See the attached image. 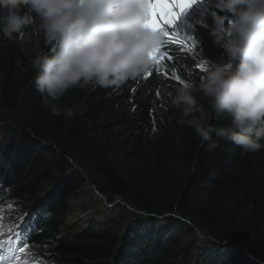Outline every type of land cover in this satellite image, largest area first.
Returning a JSON list of instances; mask_svg holds the SVG:
<instances>
[{"label":"trees","instance_id":"trees-1","mask_svg":"<svg viewBox=\"0 0 264 264\" xmlns=\"http://www.w3.org/2000/svg\"><path fill=\"white\" fill-rule=\"evenodd\" d=\"M218 13L204 11L185 26V33L199 41L191 53L165 42L161 50L174 59L153 64L150 72L111 88L89 84L70 89L59 101L72 111L70 117L53 115L35 87L31 59L51 50L39 19L27 29L30 39L0 36V103L21 110L23 126L20 135L0 148V186L7 189L0 193V221L14 222L34 212L39 226L23 264L264 262V149L246 152L214 133L216 146L209 148L195 123L203 119L220 128L231 118L210 106L205 114L195 111L185 118L170 104L169 94L181 81L199 83L205 59H227L212 35L218 24L211 15ZM193 94L198 104L202 93ZM68 160L87 173L108 201L120 198L134 212L150 217L134 224L121 244L111 225L85 229L78 223L66 238L63 232L74 226L62 217L61 198L69 185L61 188L56 178ZM77 174L69 181L79 178ZM173 214L189 224L169 217ZM159 217L168 221L164 236L157 233ZM227 247L236 252L232 261L221 252Z\"/></svg>","mask_w":264,"mask_h":264},{"label":"clouds","instance_id":"clouds-1","mask_svg":"<svg viewBox=\"0 0 264 264\" xmlns=\"http://www.w3.org/2000/svg\"><path fill=\"white\" fill-rule=\"evenodd\" d=\"M148 2L0 0V36L30 39L27 29L39 19L51 50L31 59L35 87L53 115L70 117L72 111L59 104L70 89L89 84L111 88L152 70L161 37L149 24ZM219 6L230 15L216 17L212 35L227 59H205L199 83L182 82L169 94L170 104L187 118L198 110L194 91L201 92L218 115L231 118L220 128L197 121L202 142L215 147L214 133L256 153L264 149V0H219Z\"/></svg>","mask_w":264,"mask_h":264},{"label":"rangeland","instance_id":"rangeland-1","mask_svg":"<svg viewBox=\"0 0 264 264\" xmlns=\"http://www.w3.org/2000/svg\"><path fill=\"white\" fill-rule=\"evenodd\" d=\"M214 10L219 11V16L230 15L223 11L220 6H217L214 0H197V2L178 19L175 27L179 30V34L183 36L186 34L185 26L187 24L189 25L190 21L195 20L196 16L203 17L204 11L207 14H212L214 13ZM216 17V14L211 15V18L215 21H217ZM176 29L172 26L169 27L170 31ZM205 106L212 107L209 98L202 94L197 104V112L205 114ZM21 122V110L18 109L17 111H12L5 109L0 103V148L6 147L12 136L21 134L23 130ZM76 174L79 175V178L70 182L69 180ZM56 179V182L60 183L61 188H65L69 185L68 190L65 191V195L61 198V202L63 201V204H65V211L63 212L62 217L66 218L67 224L74 225L75 227L73 226L66 232H63L66 238L71 237L69 234L73 233L72 230H76L78 223H80L85 229H100L111 225L113 231L114 227L117 230L119 236L118 244H121L123 239L132 231L133 226L140 225L141 222L144 221L143 219L147 217L144 214L140 215L137 212H134L132 209L123 204L120 198H113L112 201H108L106 197L101 194L95 186H93L87 173L80 169V167H78L77 164L73 163L71 160H68L67 166H64L63 173H59ZM69 196L71 197L69 198ZM64 198H68V200L65 201ZM31 206H35L34 202ZM163 217H159L157 219V233L160 236L161 234H163L162 236L167 234L165 232L168 229V221H166L167 218ZM169 217L181 222L183 220L174 214L169 215ZM175 231L176 230L173 232ZM216 243L221 246L224 245L223 243ZM188 247H190L189 243L184 245V249H189ZM241 248L246 257L253 260L252 256L247 253V248L244 245H241ZM221 252H225L231 261L236 255L235 250L230 247L222 248ZM50 256L52 258H59L58 255L54 254Z\"/></svg>","mask_w":264,"mask_h":264},{"label":"snow or ice","instance_id":"snow-or-ice-1","mask_svg":"<svg viewBox=\"0 0 264 264\" xmlns=\"http://www.w3.org/2000/svg\"><path fill=\"white\" fill-rule=\"evenodd\" d=\"M196 2L197 0H149L147 5L150 10L149 24L161 37L159 46L152 53L153 64H159L164 59H174L166 49L161 50L165 42L178 45L181 51H187L188 53H191L199 44V41L191 35L184 34L181 36L179 30L175 27L178 19ZM170 26L176 30L170 31ZM175 79L180 80V77L175 76ZM157 95H159L158 92ZM29 225L28 220H23L16 226V236L11 237V239L17 240V250L21 253L24 252L28 244L25 232ZM0 255H3L2 241H0ZM9 264H19V259L10 260Z\"/></svg>","mask_w":264,"mask_h":264},{"label":"water","instance_id":"water-1","mask_svg":"<svg viewBox=\"0 0 264 264\" xmlns=\"http://www.w3.org/2000/svg\"><path fill=\"white\" fill-rule=\"evenodd\" d=\"M137 213H138V212H137ZM138 214L142 215V213H138ZM147 217H150V216H147ZM182 222L189 224V222H187V221H185V220H182ZM198 237H199L200 239H203V238H204V236H202V235H200V236H198Z\"/></svg>","mask_w":264,"mask_h":264}]
</instances>
